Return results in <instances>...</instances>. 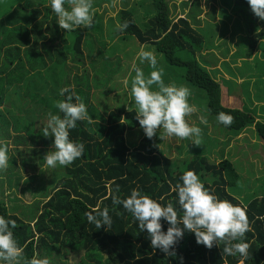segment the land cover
Segmentation results:
<instances>
[{"label":"trees","instance_id":"obj_1","mask_svg":"<svg viewBox=\"0 0 264 264\" xmlns=\"http://www.w3.org/2000/svg\"><path fill=\"white\" fill-rule=\"evenodd\" d=\"M34 1L26 0L22 7H19L21 15L16 20L23 23V26L18 25L14 28L8 26V30L0 27L1 38L5 43H14L15 46L20 43L22 47H25L28 44L26 41L30 31L32 34L36 31L37 36L42 38L41 29L47 27V18L51 13L46 7L33 8L36 6ZM38 1L47 3L49 0ZM103 1L110 2V0H93V6L98 8ZM230 1L225 12L222 10L210 12L218 13L217 23H220L222 19L231 21V16L235 18L239 14L250 16L258 31L255 34L252 31L249 32L252 34L250 37L252 48L248 49L251 52L257 50L263 55L264 21L259 20L253 14L247 0ZM212 2L213 5L210 7L214 6V0H206V5ZM168 4L169 0H142L141 3L128 7L123 2L122 9L115 14L114 20H108L106 26L103 25L102 17H99L97 11L93 10L95 13L93 26L80 27L71 32L64 30L59 32L57 20L52 18L49 21L52 27L47 29L53 31V38L60 44L55 50H50L47 60L37 56L29 48L31 57L36 56L34 63L30 66L31 73L26 74L31 76L25 85L26 93L25 90L22 93L21 89L13 88L5 95L6 89L22 79L17 80L15 75L9 73L7 80L10 82L6 84L0 77V105L3 102L7 103V107L0 110V140L6 142L11 140L14 147L13 152L21 158L20 164L28 167L35 174L41 169V164L26 166L23 161V151L18 149L30 141L24 135L13 136L11 133L13 130L15 133H31L30 136L35 132L34 140L53 143V136H44V128L47 126L49 113L63 115L55 104L65 98L60 96V90L65 87L75 89L86 104L89 115L93 118L91 123L87 120L78 121L77 127L70 130V139L84 144L83 155L70 166L54 168L53 176L46 186L41 182L45 192L43 190L30 191L35 200L48 197L39 214L35 206H31L32 212L24 216L21 210L18 214L16 210L5 207L3 202H0V215L15 220L18 225L13 232L24 250L26 260L31 261L37 255L47 253L48 256H53L52 264H66L65 257L70 252L78 255L75 264H101L100 260L104 264H240L241 261L243 264H264V196L248 199L246 203L241 202L242 198L237 189L240 179L232 163L223 160L219 164H209L203 155L188 162L175 163L158 150V144L150 145L145 141L135 142L136 140L130 143L127 139L128 133L129 136L136 133L140 135L142 131L135 111L128 110V107L124 108V105L111 108L105 102L106 98L103 94H107L108 91L105 90L108 85H103L100 79H96V74L93 75L94 80L89 82L91 76L85 71L86 69L79 74L80 68L84 67L82 50L89 51L90 56L94 51V45L97 44L92 40L91 34L97 35V40L101 42L106 38L103 30L105 32L110 29L114 32V21H117V24L128 21L130 26L123 32L118 31L124 36L120 42L126 41L125 38L129 37L140 45L153 46L155 51L164 56L168 63L184 68L186 83L206 94V111L210 117L218 122L217 116L223 112L234 118L231 126L226 127L218 122L220 127L235 136L252 129L257 138L264 142V123L257 121L249 113L223 107L220 101V84L199 65L197 55L206 52V48L211 51L210 44L206 43L210 41L205 38L214 36L213 32L216 31L208 20L211 16L210 12H206L207 19L200 18L199 14L202 10L197 8L196 3L194 11L186 14V17L173 20L176 13L174 9V14L168 10ZM139 7L148 14L144 29L137 24ZM42 11L46 14L45 17L42 16ZM182 12L185 13L184 10ZM9 20L15 19L7 18V21ZM28 23H33L34 26L28 27L27 25H30ZM208 25L210 29L206 28ZM224 26L227 29L226 37L234 30L228 28V23ZM201 28H203L202 32L205 31L204 35L199 33ZM18 34H21L20 40L16 39ZM116 36L115 34L112 38ZM109 38L108 36L107 39ZM262 42L263 51H259ZM36 43L33 42L32 49L37 48ZM17 49L18 47H14L15 53H18ZM181 52L186 53L188 59L182 61L175 57ZM220 55L226 57L227 51L224 55ZM233 58H242V54L240 56L234 53ZM94 65L92 59L90 66L94 67ZM50 70L54 75L48 74L46 81L40 72ZM47 89L48 91L45 92ZM92 89L95 92L93 95ZM37 91L39 94L43 93L44 96L37 99ZM24 96H26L25 99ZM95 96H98L99 102L92 104L91 99ZM29 101L32 103L27 106ZM8 154L10 160L16 164V158L10 150ZM188 170L194 171L200 177L201 182L215 195L246 210L252 225V231L246 234L244 241L250 246L246 259L239 255L222 254L223 245L214 246L211 249L199 245L196 243L194 233L188 231H185L183 239L176 246L177 255L175 257L165 256L158 249L151 247L147 231L139 229L134 217L124 210L122 205L112 203L113 195L118 194L123 199L130 195L132 189H138L142 194H147L164 205L172 202L179 209L177 196L173 189L176 184L181 183V176ZM12 173L17 175L16 172ZM16 184L18 186V183ZM9 186L14 188L13 184ZM47 190H50V193L46 192ZM105 207L109 209L112 226L107 228L105 225L97 229L94 224L88 222L86 213L95 214V211L103 210ZM167 228L168 224L165 221L163 230L167 231ZM180 257L183 258L182 261Z\"/></svg>","mask_w":264,"mask_h":264},{"label":"rangeland","instance_id":"obj_2","mask_svg":"<svg viewBox=\"0 0 264 264\" xmlns=\"http://www.w3.org/2000/svg\"><path fill=\"white\" fill-rule=\"evenodd\" d=\"M26 0H0V27H4L6 30L9 26L10 28L17 27L22 25L19 20L21 11L20 6L25 3ZM112 1V2H111ZM142 1V0H141ZM138 0H110V2L103 1L98 8L93 6V10L97 11L99 17H102L103 25L106 26L109 19L115 18V14L122 9V4L125 2L126 6L132 4L141 3ZM230 0H214L213 2L206 5V0H169V11L173 12L175 10L177 18H184L186 14L194 11L195 4L197 3V8H201V13L199 14L200 18H206V12L222 10L225 12L229 7ZM36 6L33 8L41 9L46 7L49 9L50 13L47 18L48 25L41 29V36L39 38L35 33H29L27 37L28 44L25 47H22L20 43L18 46H15L14 43H5L1 38V28H0V77L3 82L6 84L10 81L7 80L9 77L8 74L12 73L15 75L17 80L22 79L20 82L11 85L5 91V95L12 90L13 88L21 89L23 93L25 90V85L27 80L31 77L26 75L27 72L31 73L30 66L34 63V57H41L42 59H48L47 54L50 53V50H55L59 46L60 42L52 35L53 31L47 29L52 27V23L49 21L52 18L58 19L55 14H53L50 8V0L47 3H41L38 0L34 1ZM220 2V3H219ZM228 2V4H226ZM231 2V1H230ZM184 4V6L182 5ZM223 4V5H222ZM226 4V5H225ZM231 4H233L231 2ZM140 8V7H139ZM231 8V7H230ZM229 8V9H230ZM138 10V9H137ZM185 11L183 13L182 11ZM139 11V18L137 24L140 25L141 29L145 28V21L148 18V14L145 13V10L141 8ZM137 11V12H138ZM230 11V10H229ZM174 14V12H173ZM218 14V13H217ZM214 12H210V18L208 19L213 28L216 30L213 32L214 36L207 37L205 39L210 42L211 51L206 48V52H203L197 55V60L199 65L207 70L212 78L215 79L217 83L221 85V104L225 108L238 109L240 111L248 112L252 116H257L256 120L264 123V54L262 55L251 49V35L249 32L255 34L258 29L254 22L250 19L248 15L239 14L237 17L231 16V21H224L217 23L216 16ZM118 15V14H117ZM42 16L45 17L46 14L42 11ZM7 18H12L15 20L7 21ZM207 19V18H206ZM219 20V18H217ZM234 19H237V21ZM212 21V22H211ZM3 23V24H2ZM228 23V28L233 29L235 33L230 32L226 37V25ZM29 26H34L33 23H28ZM117 21L113 22L114 32L110 29L105 31L103 30V35H106L105 39H102L99 42L97 35L91 34L92 40L97 42L94 45V58L95 63L94 67L90 66L88 71L93 76L97 75L96 79H100L103 85H108L105 91H108L107 94H104L105 102L109 104L111 108L128 107V110L135 111V104L132 97L129 95L131 80L135 76V72L132 70L133 65L142 68L145 74H148L151 69L145 64H141L138 59V53L141 48L145 50L153 51L157 61L158 68H163V79L166 84H176L177 86H186L191 90V96L189 102L193 104L197 111L192 115L188 116L187 121L194 126L200 127L202 129V137L200 138V145L197 146L193 144L191 139H178L176 137H167L164 139L159 138V133L153 139H148L142 129L140 135L138 133L129 136L127 135L128 141L142 142L145 141L147 144L159 145V151L166 155L172 162H188L197 156L203 155L207 159L209 164H219L223 160H228L232 163L233 168L235 169L240 181L237 183V189H239L240 197L242 198V203H246L248 199H252L259 196H264V142H261L254 134L252 129L248 131H243L238 136L230 134L225 129L220 127L218 122L210 115L207 114L206 105L207 98L206 94L202 90H198L188 83H186L184 78V68L168 63L164 56L157 53L155 48L149 44L140 45L136 40L126 37V41L120 42L122 37H124L117 30ZM210 25L206 26L209 28ZM59 32L63 31L59 28ZM84 28V27H81ZM210 29V28H209ZM203 28L199 29V33L204 32ZM117 35L116 38H112L113 35ZM21 34L16 35L18 40ZM122 35V36H121ZM108 36L110 37L109 39ZM65 37V36H64ZM115 37V36H114ZM234 38V39H233ZM231 39L232 42H229ZM20 40V39H19ZM33 42H37V48L32 49ZM264 42V41H263ZM263 42L260 43L261 50ZM259 43V42H258ZM70 44V43H69ZM264 46V45H263ZM14 47H18V53H15ZM30 50L34 51V56L31 57L29 53ZM249 48V49H248ZM227 51L226 57L224 55ZM89 53V51H85ZM238 53L242 58H233V54ZM177 59L185 61L188 59L186 53H177L175 56ZM70 65V61H67ZM39 68V67H38ZM42 70V69H39ZM24 72V74H23ZM222 73V74H221ZM42 78L47 81L48 74L54 75L53 71L49 72L41 71ZM63 77V73H62ZM250 77L252 79L251 91L248 89V83H243L242 81L238 82L241 78ZM94 78H92V81ZM128 81V84L125 85V81ZM238 82V83H237ZM4 85V84H2ZM227 89V92L225 91ZM48 89L45 91L47 92ZM230 95H229V93ZM39 91L36 92L37 99H40L44 94H39ZM250 92V93H249ZM26 93V90H25ZM92 90V95L94 94ZM102 94V95H103ZM61 96V95H60ZM26 96H24V99ZM240 98V99H239ZM92 104H97L99 102L98 96L91 99ZM259 101V102H258ZM255 102H257L255 104ZM32 102L29 101L27 104L30 105ZM101 104L103 102L100 101ZM263 104V105H262ZM7 107V103L3 102L0 105V110H4ZM201 117L206 120V123L201 122ZM44 124V123H43ZM45 125V124H44ZM13 129V128H12ZM136 132V130H134ZM13 136L24 135L26 139H29L34 146L37 145L38 141L34 140L35 132L30 136V133L18 132L15 133L14 130L11 132ZM8 147L12 155L16 158V164L9 160V166L6 171L0 172V202H3L5 207H10L16 210V213H20L21 210L24 216H28L31 211V205L37 207L38 214L42 211L43 204L47 201L46 199H39L35 201L34 198L29 194V189L35 187L36 182L39 181L44 186L48 183L50 178L53 176V169L48 168L46 163L38 159V149H31L27 152L28 147L20 146L19 150L23 151V161L26 166H39L41 164V169L38 170V173H33L28 167H24L20 164V156L13 152L14 147L11 143V140H8ZM51 146L45 149V152L52 150L53 143ZM38 148H42V145H38ZM16 172V174L12 173ZM18 183V186L17 184ZM13 184L11 188L9 185ZM27 188V190L25 189ZM23 216V218H25ZM84 253V252H83ZM77 256L74 253L66 254L65 263L66 264H75L77 261ZM85 257V254H84ZM107 258V257H106ZM42 259H48L50 264H52L51 259L53 256H48L47 253L42 255H37L34 260L39 261ZM105 259V258H104ZM104 261V260H103ZM57 262H59L57 260ZM101 264H104L100 260ZM241 264V263H240Z\"/></svg>","mask_w":264,"mask_h":264},{"label":"clouds","instance_id":"obj_3","mask_svg":"<svg viewBox=\"0 0 264 264\" xmlns=\"http://www.w3.org/2000/svg\"><path fill=\"white\" fill-rule=\"evenodd\" d=\"M247 2L253 14L264 21V0ZM50 8L58 18L59 28L66 32L80 27L89 28L94 24L93 0H50ZM129 26V22L124 21L117 25V30L123 32ZM138 59L141 64L146 63L151 71L145 74L142 68L133 65L135 76L131 80L129 95L134 101L136 119L145 136L151 140L159 133L161 140L165 136L191 139L193 144L199 146L202 129L191 125L186 119L197 111L189 102L191 90L186 86L165 83L164 70L158 68L153 51L141 48ZM60 95L65 98L57 101L55 107L63 115L49 113L44 128L45 137L54 136L52 150L43 157L46 166L52 169L70 166L83 155L84 144L70 139V130L77 127L78 121L91 123L93 119L74 88L65 87L60 90ZM217 120L226 127L234 122L231 115L223 112L218 114ZM201 122L206 123V120L201 117ZM8 152L7 142L0 140V172L6 171L9 166ZM180 179L181 183L173 189L179 209L172 202L164 205L138 189H132L130 195L123 199L118 194L113 195L112 203L122 205L138 222L139 229L147 231L151 247L165 256L177 255L176 246L188 231L194 233L199 245L208 249L223 245L222 254L239 255L246 259L250 246L244 241L246 234L252 231L246 210L215 195L192 170L184 172ZM116 192H119L118 188ZM86 215L88 222L97 229L112 226L107 207ZM165 221L167 231L163 230ZM17 226L15 220L0 215V264H50L48 259L29 261L24 258V250L13 232ZM180 259L182 261L183 258Z\"/></svg>","mask_w":264,"mask_h":264},{"label":"crops","instance_id":"obj_4","mask_svg":"<svg viewBox=\"0 0 264 264\" xmlns=\"http://www.w3.org/2000/svg\"><path fill=\"white\" fill-rule=\"evenodd\" d=\"M96 45V44H95ZM95 48V47H94ZM255 51H257V50H255ZM82 53H83V60H84V67L83 68H80V71H79V74H81V73H83L84 72V69H86L85 71L86 72H88L89 70H90V67H89V65H90V62H91V60L94 58L93 56H94V52H92V55H88L87 53H85V50H82ZM89 73V72H88ZM92 73V72H91ZM91 73H89V76H91L90 77V79H89V82L92 80V78H93V76L91 75ZM222 74V73H221ZM240 81H242L243 83H248V90L249 91H251V83L253 82L252 81V79L250 78V77H247V78H245V80H242L241 78L238 80V82H240ZM237 82V83H238ZM221 86V85H220ZM93 90V89H92ZM225 91L227 92V89H225ZM228 93H229V91H228ZM250 93V92H249ZM229 95H230V93H229ZM240 99V98H239ZM259 101H263V103H264V100H259ZM258 101V102H259ZM257 102H255V104H256ZM263 105V104H262ZM244 112V111H243ZM246 113H248V112H246ZM250 114V113H249ZM254 117V116H253ZM263 117H264V115H263ZM255 119L257 118V116H255L254 117ZM264 122V121H263ZM31 134V133H30ZM54 137V136H53ZM29 142V141H28ZM51 142V141H50ZM50 142H48V143H44V142H38L37 143V145L36 146H34L33 147V143L32 142H30V143H28V144H26V145H24V146H26V147H28V150H27V152L29 151V150H31V149H38V159L39 160H41V161H43V162H45L44 160H43V157H44V155L46 154V152H45V149L47 148V147H49V146H51L50 145ZM52 142H54V140L52 141ZM42 145L43 147L42 148H38L37 146L38 145ZM52 144V143H51ZM26 190H27V188H26ZM43 190V192H45V189L44 188H42V185H41V183L39 182V181H37L36 182V185H35V187L34 188H32V189H29V190H27V191H29V194L32 196V192H30V191H34V192H36V191H42ZM46 192H49L50 193V190H47ZM32 198H34L33 196H32ZM35 199V198H34ZM39 199H48V197L47 198H37L35 201H37V200H39ZM31 206H33V204L31 205Z\"/></svg>","mask_w":264,"mask_h":264}]
</instances>
